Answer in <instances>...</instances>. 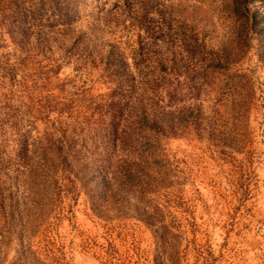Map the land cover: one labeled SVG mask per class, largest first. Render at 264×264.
Returning a JSON list of instances; mask_svg holds the SVG:
<instances>
[{"label": "rangeland", "instance_id": "1", "mask_svg": "<svg viewBox=\"0 0 264 264\" xmlns=\"http://www.w3.org/2000/svg\"><path fill=\"white\" fill-rule=\"evenodd\" d=\"M115 1L82 0L75 29L102 41L119 35L130 66L153 65L149 56L163 50L166 64L191 70L171 75L169 98H204L213 109L204 124L172 113L162 128L160 118L148 138L127 119L119 125L132 132L126 142L151 151L138 167L152 180L136 194L115 183L102 192L95 173L65 171L54 150L32 180L15 156L23 137L30 150L57 144L61 130L94 136L98 125L90 132L82 113L106 108L115 86L99 69L62 59L48 91L64 104L50 102L45 123L33 119L15 132L0 108V264H264V40L240 24L234 0H134L136 35L115 22ZM244 3L264 10V0ZM140 7L156 14L147 18ZM153 20L159 38L149 39ZM32 67L38 75L44 68Z\"/></svg>", "mask_w": 264, "mask_h": 264}, {"label": "trees", "instance_id": "2", "mask_svg": "<svg viewBox=\"0 0 264 264\" xmlns=\"http://www.w3.org/2000/svg\"><path fill=\"white\" fill-rule=\"evenodd\" d=\"M234 1L237 4H232L233 11L238 10L242 16L240 24L253 33V38L257 41L264 40V10L257 4L249 7L244 0ZM80 2L82 0H0V86L4 88L0 92V108L4 114L1 120H6L15 132H19L22 126L26 125L24 122H27V125L33 123V119H42L45 123L48 112L55 109L54 103L64 104V100L60 99L63 96L54 100L48 91L51 86L48 76L50 73H56L62 59L80 61L83 65L89 64L99 69L115 86L111 96H108V102L105 103L106 108L99 109L95 116L82 113V116L91 121L90 132L93 124L98 125L97 129L93 128L94 136L86 131H72L73 138H69L61 130L57 144L50 141L46 148L30 150L25 148L27 144L23 137L15 153L20 161L17 162L20 166L23 165L19 172L24 171L28 178L36 180L38 172H35V166L41 167L42 163L52 161L54 156H51L49 151L54 150L58 164H61L65 171L76 169L82 176H85L86 172L95 173L102 192L106 186L115 183L124 189L133 190L136 194L148 189V182L152 180L150 172L138 167L140 164L144 167L142 164L149 162L151 151L128 143L130 139L123 134L126 131L118 130L119 125L127 119L139 130L136 134H145L140 138H148L146 133L155 127L160 118L163 121L161 127H166V116L172 113L178 116L189 115L192 124H204V111H211L212 103H204V98H169V79H172L170 77L191 75V70L166 64L167 55L163 50L153 51L151 56L148 54L153 65L130 66L126 61V47L121 44L123 41L119 35H115L116 38L112 40L102 41L97 34L91 37L86 30L75 29L74 23L80 17ZM133 3L134 0H116L112 10L115 22L124 26L130 33L134 32L136 27L140 28V23L136 22V19L132 20L129 14L136 11ZM144 8L140 7L141 11L144 10L143 15L153 18L156 10ZM152 24L151 28L154 29L145 36L149 39L159 38L154 35L159 30L158 24L154 20ZM133 35H136V31ZM187 38L195 39L191 34L187 35ZM129 49H132L130 51L133 53V47L129 46ZM145 60L148 61L149 58ZM35 63L40 67L44 66L43 70H39V75L32 70ZM137 78L140 79L138 82L135 80ZM4 80H11L12 83L7 84ZM28 80L44 82L28 84ZM64 109L61 107L58 111L67 110ZM61 114L62 112L58 113ZM67 114L69 116V111ZM57 121L59 120L50 121L53 130L59 129ZM29 130L26 129L27 132ZM126 134L132 135V132ZM61 135L65 136L62 141ZM63 142H68L66 147ZM31 156H40L41 160L32 165Z\"/></svg>", "mask_w": 264, "mask_h": 264}]
</instances>
